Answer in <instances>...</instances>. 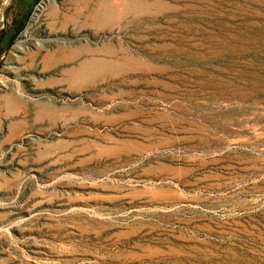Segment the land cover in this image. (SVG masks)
<instances>
[{
  "label": "rangeland",
  "instance_id": "1",
  "mask_svg": "<svg viewBox=\"0 0 264 264\" xmlns=\"http://www.w3.org/2000/svg\"><path fill=\"white\" fill-rule=\"evenodd\" d=\"M4 1L0 264H264V0Z\"/></svg>",
  "mask_w": 264,
  "mask_h": 264
},
{
  "label": "bare ground",
  "instance_id": "2",
  "mask_svg": "<svg viewBox=\"0 0 264 264\" xmlns=\"http://www.w3.org/2000/svg\"><path fill=\"white\" fill-rule=\"evenodd\" d=\"M6 1V5H7V2L9 1V0H5ZM4 1V2H5ZM48 8V7H47ZM46 10V7H44L43 5L40 7V9H39V11H38V13H36V15H35V17H34V20H33V22H36L38 19H39V17L41 16V14L44 12ZM91 12H92V14H90V16H89V20L92 22V23H94V25L96 26V27H98V28H100V26L102 25V23H103V20H104V16H103V13H102V11H101V9L99 8V7H97V8H95L94 10H91ZM51 14L53 15V16H55V13H54V11L52 10L51 11ZM86 17V16H85ZM86 20H87V18H86ZM85 22V21H84ZM30 30V29H29ZM54 31V30H53ZM54 41V40H53ZM56 41V40H55ZM57 41H59V40H57ZM62 42V41H61ZM60 42V43H61ZM78 45H80L79 46V48H78V50H76V55H77V57L79 58V60H80V63H79V67H78V69H79V71H84V69H86L87 68V65H88V61H82V57L84 56V55H86V53H88L89 52V50H87L88 48H85V46L84 45H82L81 44V42L80 43H77ZM74 45V43H72V42H63L62 43V45H59V46H57L56 45V47H57V49L56 50H54V51H52V52H49V50H48V47L45 45V43H39L38 44V47H37V52L36 53H34L33 54V59H35V58H40L41 60H42V63H44V65H46V64H48L49 66L48 67H50V66H52L53 65V68L54 67H57V66H63L62 68L63 69H61V72H62V83H66V82H68V81H70L69 79H68V77H71L70 75H72L73 74V70H71V69H68V68H66L65 66H66V64H67V62H68V60H70L69 59V55L71 54V49H72V46ZM45 50H47V53H43ZM99 49H97V50H94V52L95 53H99ZM93 52V53H94ZM71 57V56H70ZM95 61V60H94ZM48 67H43V71L44 70H48ZM71 79V78H70ZM52 81V80H51ZM56 83H58V80H55L54 79V82H53V84H56ZM57 85V84H56ZM110 143H111V145L113 146V148H117V149H119L120 148V146H119V142L118 141H116L115 139H111L110 140ZM126 144V143H125ZM111 146V147H112ZM107 149V148H106ZM154 150V148L152 147V146H148V148H147V151H146V153L147 152H152Z\"/></svg>",
  "mask_w": 264,
  "mask_h": 264
}]
</instances>
